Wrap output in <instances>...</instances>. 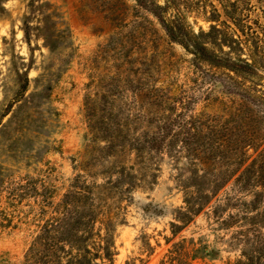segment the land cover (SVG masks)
I'll use <instances>...</instances> for the list:
<instances>
[{
	"label": "rangeland",
	"instance_id": "rangeland-1",
	"mask_svg": "<svg viewBox=\"0 0 264 264\" xmlns=\"http://www.w3.org/2000/svg\"><path fill=\"white\" fill-rule=\"evenodd\" d=\"M43 1L52 18H37L29 0H1L0 264L38 263L39 225L53 215L75 175L98 171L85 177L102 181L99 171L107 162H93L89 151L101 150L104 141L93 142L92 131L100 137L110 122L125 117L131 122L138 115L147 120L170 97L191 99L194 113L222 121L230 120L244 100L241 94L226 93L219 78L211 82L212 69L206 73L193 67L192 56L170 41L155 17L134 0ZM208 1L220 7L217 0ZM250 4L251 17L264 25V15L256 9L259 0ZM25 14H30L28 40L22 29ZM205 17L196 10L186 13L195 31L207 29ZM26 74L28 86L20 91L18 75ZM254 81L252 87L264 90V79ZM248 154L250 161L252 148ZM121 157L129 165L133 155ZM159 164L155 182L134 190L125 203L111 264H160L178 244L191 264H264V258L260 263L243 256L263 247L264 257V199L255 201L253 184L240 190L231 179L172 233L183 192L170 161L164 158Z\"/></svg>",
	"mask_w": 264,
	"mask_h": 264
},
{
	"label": "trees",
	"instance_id": "trees-1",
	"mask_svg": "<svg viewBox=\"0 0 264 264\" xmlns=\"http://www.w3.org/2000/svg\"><path fill=\"white\" fill-rule=\"evenodd\" d=\"M134 1L155 17L170 41L192 56L193 67L206 73L212 69L211 82L219 78L226 93L243 96V104L230 120L222 121L216 115L194 113L191 99L170 97L160 101L161 106L147 120L138 115L131 122L128 117L110 122L100 137L92 131L93 142L100 138L104 141L101 150L89 151L93 162L97 158L107 162L105 169L99 171L102 181L87 180L85 176L98 174L90 169L85 176L75 175L53 207V215L39 225L38 263L25 264H101L103 261L111 264L116 254V226L125 222V203L131 201L134 190L155 182L159 161L164 158L176 169L183 192V205L176 222H171L172 233L187 225L207 199L231 179L240 190L247 191L253 184L255 189L251 192L255 201L264 199V128L260 127L264 117L256 115V111L264 115V90L252 87L256 84L254 80L264 79V25L251 17L250 0H217L219 8L208 0ZM259 2L256 9L264 15V0ZM0 7L4 9L1 0ZM28 8L38 10L37 18L53 17L46 1L29 0ZM194 10L206 16L207 29L199 26L195 31L186 20V13ZM28 18L30 14L22 19L27 40ZM237 77L250 85L239 82L242 80ZM18 79L19 90L25 91L28 75H18ZM140 125L141 129L137 130ZM249 148L255 154L250 161ZM122 153L133 155L129 165L122 159ZM222 223L230 227L232 221L222 218ZM262 249L246 250L243 256L261 263ZM186 257L188 252L183 246L173 245L160 264H191L184 260ZM237 263L245 264L241 260Z\"/></svg>",
	"mask_w": 264,
	"mask_h": 264
}]
</instances>
